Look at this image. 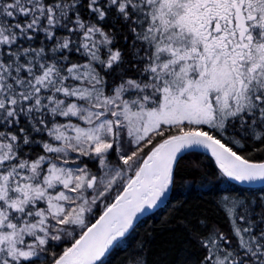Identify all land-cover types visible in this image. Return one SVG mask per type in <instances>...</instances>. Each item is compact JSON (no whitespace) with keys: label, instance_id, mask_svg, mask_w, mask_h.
<instances>
[{"label":"snow or ice","instance_id":"1","mask_svg":"<svg viewBox=\"0 0 264 264\" xmlns=\"http://www.w3.org/2000/svg\"><path fill=\"white\" fill-rule=\"evenodd\" d=\"M197 153L264 187V0H0V264H111ZM214 204L124 264H264V194Z\"/></svg>","mask_w":264,"mask_h":264},{"label":"trees","instance_id":"2","mask_svg":"<svg viewBox=\"0 0 264 264\" xmlns=\"http://www.w3.org/2000/svg\"><path fill=\"white\" fill-rule=\"evenodd\" d=\"M251 155H253V158L259 159L261 154L254 152L251 153ZM193 159L199 161L202 172H215L213 162L207 155L197 153L185 157L180 163L177 180L172 187V192L167 204L143 218L142 222L139 223L130 236L127 237V251L118 249L113 252L110 258L111 264H124L125 259L131 254L139 241H147L151 245L153 253L158 252L165 241L172 239L176 235L175 232L164 231V229L167 227V222L178 215L176 209L180 205H184L183 212L186 213L192 210L195 211L197 215L204 214L210 221H214L227 231V220L224 214L216 209L214 204V201L218 199V194L233 192L241 193L249 197H257L264 194V187L246 188L215 177L211 178L210 183H205L199 178L196 179L195 182L191 179H181V177L193 175ZM152 237L155 238L153 239Z\"/></svg>","mask_w":264,"mask_h":264},{"label":"water","instance_id":"3","mask_svg":"<svg viewBox=\"0 0 264 264\" xmlns=\"http://www.w3.org/2000/svg\"><path fill=\"white\" fill-rule=\"evenodd\" d=\"M238 185H239V184H238ZM240 186H243V187H251V188L262 187L260 184H253V185H240ZM171 192H172V189H171V191H170V193H169L168 200H169V198H170ZM168 200L165 202V204L160 205V207H159L158 209L164 207V206L167 204ZM156 210H157V209H156ZM154 211H155V210H154ZM150 213H151V212H150Z\"/></svg>","mask_w":264,"mask_h":264}]
</instances>
